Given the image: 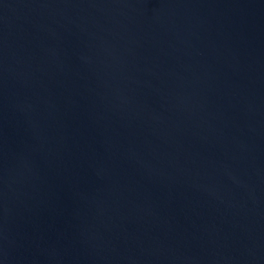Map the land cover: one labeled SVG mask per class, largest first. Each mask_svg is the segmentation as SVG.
I'll return each mask as SVG.
<instances>
[{
  "label": "water",
  "instance_id": "obj_1",
  "mask_svg": "<svg viewBox=\"0 0 264 264\" xmlns=\"http://www.w3.org/2000/svg\"><path fill=\"white\" fill-rule=\"evenodd\" d=\"M0 264H264V0H0Z\"/></svg>",
  "mask_w": 264,
  "mask_h": 264
}]
</instances>
